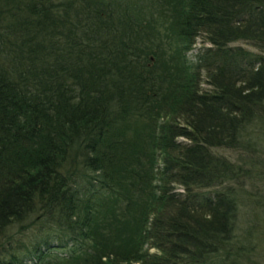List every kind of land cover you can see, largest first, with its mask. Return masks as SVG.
<instances>
[{"label":"trees","instance_id":"1","mask_svg":"<svg viewBox=\"0 0 264 264\" xmlns=\"http://www.w3.org/2000/svg\"><path fill=\"white\" fill-rule=\"evenodd\" d=\"M255 127L264 0H0V264H247Z\"/></svg>","mask_w":264,"mask_h":264},{"label":"rangeland","instance_id":"2","mask_svg":"<svg viewBox=\"0 0 264 264\" xmlns=\"http://www.w3.org/2000/svg\"><path fill=\"white\" fill-rule=\"evenodd\" d=\"M202 41L203 38H198L197 44L189 52L190 60H195L199 48L203 46ZM231 45L242 46L254 53L260 52L258 48L244 41L233 42ZM255 128L259 143L256 149L246 152L228 149L219 151L235 163L248 168L250 173L251 177L247 178L242 190L236 236L246 243V263L264 264V127ZM36 228L28 229L25 239L30 240L32 234L37 232Z\"/></svg>","mask_w":264,"mask_h":264}]
</instances>
